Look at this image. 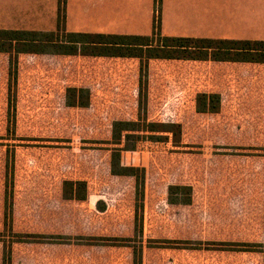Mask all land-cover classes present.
Wrapping results in <instances>:
<instances>
[{"label": "rangeland", "instance_id": "1", "mask_svg": "<svg viewBox=\"0 0 264 264\" xmlns=\"http://www.w3.org/2000/svg\"><path fill=\"white\" fill-rule=\"evenodd\" d=\"M154 18L164 38L161 6ZM134 63L20 54L13 121L8 56L0 54V264L4 249L10 264H132L139 243L142 264H264V68L152 62L146 118L179 123L182 132L178 145L142 141L121 153L122 165L145 173L137 236L134 178L110 173L108 143L114 121L138 117ZM69 87L88 88L89 107H67ZM198 93L220 94L219 113H197ZM64 180L85 181L87 199L64 200ZM170 185L190 186L191 203L170 204ZM88 237L117 240L80 244ZM219 243L259 246L232 251Z\"/></svg>", "mask_w": 264, "mask_h": 264}, {"label": "trees", "instance_id": "2", "mask_svg": "<svg viewBox=\"0 0 264 264\" xmlns=\"http://www.w3.org/2000/svg\"><path fill=\"white\" fill-rule=\"evenodd\" d=\"M160 6V0H156ZM0 54L8 56V107L15 118V88L17 65L20 54L84 56L92 58H136L138 71V117L136 120H116L111 126L110 173L114 176L134 178V234L141 233L142 202L144 198L145 173L143 168L121 164V153L135 151L142 141L181 142L182 127L174 122L148 121L146 118V81L149 60H182L198 62H231L264 64V42H230L212 39H187L162 37L156 26L150 36L88 34L67 32L58 27L54 31L35 32L0 29ZM65 104L70 108H87L90 105L88 88L69 87L66 89ZM221 107L218 93H198L195 109L200 114H217ZM62 198L69 201H85L87 184L81 180H64ZM168 201L174 205H189L192 188L187 185H170ZM9 196L6 198V204ZM20 242H41L40 235H15ZM56 240L55 236H47ZM41 240V239H40ZM80 244L98 245L111 238L88 237ZM106 242V241H105ZM79 244V243H78ZM232 251H250L258 244L231 243L215 244ZM10 252L4 249L2 264H10ZM132 264H142L141 243L133 246Z\"/></svg>", "mask_w": 264, "mask_h": 264}, {"label": "crops", "instance_id": "3", "mask_svg": "<svg viewBox=\"0 0 264 264\" xmlns=\"http://www.w3.org/2000/svg\"><path fill=\"white\" fill-rule=\"evenodd\" d=\"M155 6V0H0V29L63 27L74 33L145 37L153 33ZM160 6L164 37L264 42V0H161ZM111 59L135 62L139 71L136 58ZM154 61L160 60H149L148 68Z\"/></svg>", "mask_w": 264, "mask_h": 264}]
</instances>
